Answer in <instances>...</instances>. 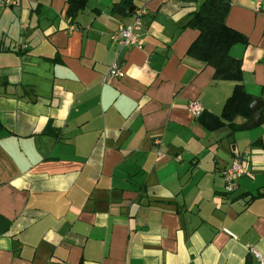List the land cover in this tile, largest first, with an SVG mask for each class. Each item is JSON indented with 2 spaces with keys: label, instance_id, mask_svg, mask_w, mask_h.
I'll return each mask as SVG.
<instances>
[{
  "label": "crops",
  "instance_id": "1",
  "mask_svg": "<svg viewBox=\"0 0 264 264\" xmlns=\"http://www.w3.org/2000/svg\"><path fill=\"white\" fill-rule=\"evenodd\" d=\"M118 1L88 0L73 21L67 0L0 7V264H260L264 107L256 126L205 128L187 103L219 115L234 82L186 54L203 0L112 13ZM137 8L142 46L111 40ZM226 25L264 101V0H230ZM113 63L122 75L102 81ZM237 155L247 173L226 193Z\"/></svg>",
  "mask_w": 264,
  "mask_h": 264
},
{
  "label": "trees",
  "instance_id": "2",
  "mask_svg": "<svg viewBox=\"0 0 264 264\" xmlns=\"http://www.w3.org/2000/svg\"><path fill=\"white\" fill-rule=\"evenodd\" d=\"M88 0H67L66 16L73 21L84 9ZM196 2L197 0H187ZM131 0H119L111 7L112 13L127 14ZM230 0H203L197 9L188 14L185 27L198 31L196 38L189 44L186 54L213 68L214 80L234 82L230 96L225 100L221 113L214 115L202 110L196 116L200 124L209 130L222 126L240 129L234 122L237 116L248 118L251 114L249 102L252 96L242 84L241 60L230 54L235 44H247L246 37L226 25V15Z\"/></svg>",
  "mask_w": 264,
  "mask_h": 264
},
{
  "label": "built area",
  "instance_id": "3",
  "mask_svg": "<svg viewBox=\"0 0 264 264\" xmlns=\"http://www.w3.org/2000/svg\"><path fill=\"white\" fill-rule=\"evenodd\" d=\"M17 0H0V7L15 5ZM135 18L131 23H119L116 29L112 32L110 38L113 41H119L124 46L141 47V33L142 24L141 16L144 14L142 8H137L135 11ZM122 71L119 66L113 63L106 75L102 77V81L119 77ZM186 109L194 116H198L203 108L197 100H190ZM160 154L159 152L157 153ZM247 173L246 168L240 156H235L231 160L229 166L222 172L223 187L226 193H231L235 190L237 181ZM253 255L258 259L260 264H264V258L255 250L251 249Z\"/></svg>",
  "mask_w": 264,
  "mask_h": 264
},
{
  "label": "water",
  "instance_id": "4",
  "mask_svg": "<svg viewBox=\"0 0 264 264\" xmlns=\"http://www.w3.org/2000/svg\"><path fill=\"white\" fill-rule=\"evenodd\" d=\"M264 107V101L259 98H251L249 102V108L251 111V114L249 118L241 124V128H249L256 126L258 123H260L262 119V111Z\"/></svg>",
  "mask_w": 264,
  "mask_h": 264
}]
</instances>
